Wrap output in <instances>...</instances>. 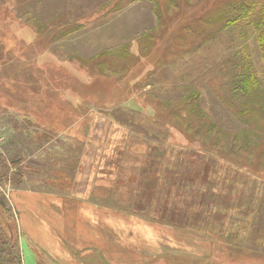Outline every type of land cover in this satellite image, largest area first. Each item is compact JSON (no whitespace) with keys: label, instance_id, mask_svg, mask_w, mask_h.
I'll return each mask as SVG.
<instances>
[{"label":"rangeland","instance_id":"1","mask_svg":"<svg viewBox=\"0 0 264 264\" xmlns=\"http://www.w3.org/2000/svg\"><path fill=\"white\" fill-rule=\"evenodd\" d=\"M116 1L0 0V148L10 167L11 159H18L25 165L23 176L29 174L34 179L45 176L50 162L53 175L59 177L64 162L79 159L83 172H78L77 180L68 175L59 177L60 186L69 181L75 188L80 179L108 199L120 196L118 204H124L130 185L118 186L112 181L118 178L123 183H135L140 173L148 174L145 165L161 168L152 149L176 160L178 154L185 153L180 145L186 140L174 124L179 120L161 103L170 94H179L180 80L200 90L204 108L224 128L241 130L242 126L231 113V122L222 121L219 116L224 112L216 106L222 104L223 97L212 76L223 55L224 35L216 44L203 43L196 52L169 55L173 41L168 44L167 38L176 32L181 31L187 41L170 48H194L182 28H194L197 13L211 0H161L157 4L152 0L127 1L120 9L117 6L122 2ZM37 22L45 23V27L39 28ZM63 27L66 30H61ZM151 27L154 42L141 50L139 39L143 37L139 36ZM62 31L65 34L55 38ZM124 43L137 56L133 62L124 68L105 63L103 52ZM22 121L37 124L44 132L34 127L37 133L22 131ZM17 138L23 141L22 147L14 145ZM48 141L50 146L34 151L36 143ZM226 154L233 155L229 151ZM237 155L243 156L241 151ZM200 157L196 162L187 158L188 171L177 193V181L170 180L174 171L161 174L159 180L172 194L164 202L161 199L152 216L169 208L180 224L184 220L181 215L189 213L193 225L202 224L205 230L209 227L213 253L192 264H264V171H259L256 163L250 164L257 170L250 171L215 156ZM199 162L204 164L202 173L207 178L224 177L222 183H201V205L193 191L196 183L186 185V179L199 178ZM2 185L0 191L6 194L5 182ZM213 209L217 210L214 218ZM164 215L162 212V220ZM244 220L245 224L257 221V228H240ZM24 252L25 263L35 264L32 251L24 247Z\"/></svg>","mask_w":264,"mask_h":264},{"label":"trees","instance_id":"2","mask_svg":"<svg viewBox=\"0 0 264 264\" xmlns=\"http://www.w3.org/2000/svg\"><path fill=\"white\" fill-rule=\"evenodd\" d=\"M120 1L122 4L118 5L117 9H120L127 1L138 0H117L116 2ZM152 1L155 4L161 2V0ZM169 1L173 2V0ZM159 11V9L156 10L157 14ZM197 14L198 16L194 19L196 20L194 28H182L186 34V39L187 37L190 38L189 42L195 44L194 48H170L174 45L173 48H176V44L187 41L184 35H180L181 31L176 32L167 38L168 44L173 41L172 45L168 47L171 51L169 55L177 57L182 53L196 52L203 43L207 44L214 41L216 44V41L223 40L221 35L226 37L224 39L225 47L222 48L223 55L219 56L221 61L215 65L212 82L217 81V88L223 97L222 104L216 105L218 110H221L220 112H224L219 117L226 123L231 122V117L229 118L231 113L232 118L241 124V130L231 127L224 128L221 121L204 108L200 90L194 85L180 80L179 94L172 93L170 98H167L168 100L161 99V103L165 105V108H169V111H172L174 118L179 120L178 123L174 121V124L177 125V129L182 132L186 140V144L180 145V149L192 157L183 153L178 154V160L169 159L166 152L152 149V156L160 160L161 168L151 169L145 165L143 168L148 174L140 173L135 183H123V180L118 178L112 181L113 184L116 182L118 186L130 185L128 202L119 203L120 206L123 205L127 209L125 211L163 223L177 224L183 230H193V226H195L193 225V217H190L189 213L181 215V218L184 216L182 224L175 219L176 216L173 217V212L168 206V210L162 209L163 211H160L159 216L157 213V217L152 216V212H157L159 209L158 203L161 202V199L163 198L164 202V198L171 197L172 194V190L170 189V193H168L166 191L168 186L163 185L162 181L159 180L161 174H169L170 171H174L170 174L173 178L170 180L177 181L175 190L177 193L180 181H184L188 171L187 158L196 162V159H200L202 154L229 160L250 171L257 170L250 164L256 163L260 167L259 171H264V0H211ZM36 26L45 27V23L37 22ZM66 28L63 27L61 30H66ZM152 28L140 34L139 38L143 37V39H139L141 50L154 42L155 32ZM64 32L58 33L55 38L62 36ZM192 39L201 40V43ZM103 53L102 55L106 57L105 63L118 65L120 68L132 63L137 57L131 53L127 43ZM1 54L2 60H4V54L2 52ZM158 123L160 122L158 121ZM226 151L233 155H227ZM237 151H241L243 156L239 157ZM4 153L5 151L0 148V187L3 186L4 182L5 186L19 184L23 177V167L18 159H11L10 167L7 159L3 156ZM167 161L169 162L168 166L165 165ZM198 164L199 178L197 179L196 176L192 180L186 179V185L196 183V188L193 190L196 201L201 198L202 184L210 183V181L222 183L224 180V177L219 175L214 179H211V176L207 178L206 174L202 173L204 164L202 165L201 162ZM76 166L77 160H69L67 163H63V170L70 174L74 172ZM4 195L0 191V264H23L15 215ZM169 199L168 202H170ZM199 200L197 203L203 204ZM120 201V196H117V202ZM162 212L163 214L165 212L163 220L160 218Z\"/></svg>","mask_w":264,"mask_h":264},{"label":"crops","instance_id":"3","mask_svg":"<svg viewBox=\"0 0 264 264\" xmlns=\"http://www.w3.org/2000/svg\"><path fill=\"white\" fill-rule=\"evenodd\" d=\"M22 123V131L44 132L37 124ZM56 127L61 129L59 125ZM22 137L28 138L24 134ZM18 140L14 145L22 147L23 141ZM49 144V141L36 143L34 151ZM79 164L78 159L76 169L70 174L59 169L62 174L59 177L68 175L77 180L78 172L83 170ZM20 165L25 168L23 162ZM48 165L51 170L44 172L45 178L34 179L24 174L19 184L6 186L5 196L15 215L23 264H26L24 247L32 251L35 264H192L197 258L213 253L208 226L205 230L202 224H194L193 230H183L177 224L127 212L117 199L110 196L108 199L99 190L80 183V179L75 188L69 186V181L66 186H60L58 181L62 179L53 175V162ZM212 213L213 218L217 217V210L213 209ZM255 222L245 224L244 220L240 228L249 225L256 229Z\"/></svg>","mask_w":264,"mask_h":264}]
</instances>
